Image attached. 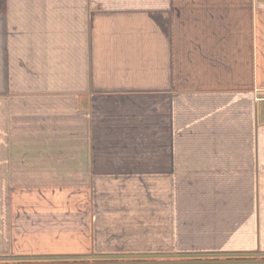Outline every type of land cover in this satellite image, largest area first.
Wrapping results in <instances>:
<instances>
[{
	"label": "crops",
	"instance_id": "1",
	"mask_svg": "<svg viewBox=\"0 0 264 264\" xmlns=\"http://www.w3.org/2000/svg\"><path fill=\"white\" fill-rule=\"evenodd\" d=\"M256 257L264 0H0V264Z\"/></svg>",
	"mask_w": 264,
	"mask_h": 264
},
{
	"label": "rangeland",
	"instance_id": "2",
	"mask_svg": "<svg viewBox=\"0 0 264 264\" xmlns=\"http://www.w3.org/2000/svg\"><path fill=\"white\" fill-rule=\"evenodd\" d=\"M94 259H96V258H102V257H93ZM154 259H158V258H154ZM254 260H256V261H260L261 260V258H259V257H256V259H254ZM151 262H157L158 260H150ZM160 261V260H159ZM72 262V261H71Z\"/></svg>",
	"mask_w": 264,
	"mask_h": 264
},
{
	"label": "trees",
	"instance_id": "3",
	"mask_svg": "<svg viewBox=\"0 0 264 264\" xmlns=\"http://www.w3.org/2000/svg\"><path fill=\"white\" fill-rule=\"evenodd\" d=\"M226 261H232V259H228ZM261 262L264 263V257L261 259Z\"/></svg>",
	"mask_w": 264,
	"mask_h": 264
}]
</instances>
